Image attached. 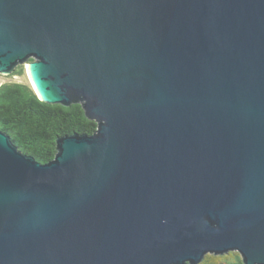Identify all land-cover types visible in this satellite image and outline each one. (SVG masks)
<instances>
[{
    "label": "water",
    "instance_id": "95a60500",
    "mask_svg": "<svg viewBox=\"0 0 264 264\" xmlns=\"http://www.w3.org/2000/svg\"><path fill=\"white\" fill-rule=\"evenodd\" d=\"M97 129L42 163L0 129V264H264V0H0V73Z\"/></svg>",
    "mask_w": 264,
    "mask_h": 264
},
{
    "label": "trees",
    "instance_id": "16d2710c",
    "mask_svg": "<svg viewBox=\"0 0 264 264\" xmlns=\"http://www.w3.org/2000/svg\"><path fill=\"white\" fill-rule=\"evenodd\" d=\"M24 67L15 73L24 74ZM29 82L0 84V129L24 153L46 163L57 153V139L74 133L92 135L94 120L85 115L80 103L65 106L41 100ZM235 251L208 254L199 264H244Z\"/></svg>",
    "mask_w": 264,
    "mask_h": 264
},
{
    "label": "rangeland",
    "instance_id": "374dc122",
    "mask_svg": "<svg viewBox=\"0 0 264 264\" xmlns=\"http://www.w3.org/2000/svg\"><path fill=\"white\" fill-rule=\"evenodd\" d=\"M21 66L24 67L23 68L24 69V74H22V75H18L15 72H12L10 74L9 73L8 74L0 73V84L9 83V82H29V83H31L30 82L31 78H30V76L28 74V70L26 69L27 63L26 64L23 63V64L17 65V67L15 69L20 68ZM27 68H28V66H27ZM236 253H238V252H236Z\"/></svg>",
    "mask_w": 264,
    "mask_h": 264
},
{
    "label": "bare ground",
    "instance_id": "6f19581e",
    "mask_svg": "<svg viewBox=\"0 0 264 264\" xmlns=\"http://www.w3.org/2000/svg\"><path fill=\"white\" fill-rule=\"evenodd\" d=\"M30 67L28 66V68H26L27 70H28V74L30 75V69H29ZM31 77V76H30ZM32 79V78H31Z\"/></svg>",
    "mask_w": 264,
    "mask_h": 264
},
{
    "label": "flooded vegetation",
    "instance_id": "af4514ba",
    "mask_svg": "<svg viewBox=\"0 0 264 264\" xmlns=\"http://www.w3.org/2000/svg\"><path fill=\"white\" fill-rule=\"evenodd\" d=\"M15 69V68H14ZM16 71V69L13 71V72H15Z\"/></svg>",
    "mask_w": 264,
    "mask_h": 264
},
{
    "label": "clouds",
    "instance_id": "9594fccd",
    "mask_svg": "<svg viewBox=\"0 0 264 264\" xmlns=\"http://www.w3.org/2000/svg\"><path fill=\"white\" fill-rule=\"evenodd\" d=\"M26 68H27V66H26Z\"/></svg>",
    "mask_w": 264,
    "mask_h": 264
}]
</instances>
